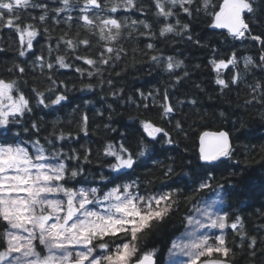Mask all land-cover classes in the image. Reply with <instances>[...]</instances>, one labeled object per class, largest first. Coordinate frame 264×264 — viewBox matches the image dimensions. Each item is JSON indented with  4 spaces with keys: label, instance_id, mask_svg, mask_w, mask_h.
Returning a JSON list of instances; mask_svg holds the SVG:
<instances>
[{
    "label": "trees",
    "instance_id": "1",
    "mask_svg": "<svg viewBox=\"0 0 264 264\" xmlns=\"http://www.w3.org/2000/svg\"><path fill=\"white\" fill-rule=\"evenodd\" d=\"M44 2L49 6L48 15L55 17L51 9L60 6L59 0ZM134 2L135 8L128 11L120 8L111 14L130 25L129 28L123 29V36L115 45L125 49L119 60L101 66L102 72L93 77H89L87 71L83 75L77 73L74 67L68 69L56 67L52 73L56 84L52 87L57 89V94H64L67 97L62 106L45 108L36 103L32 88L36 86L44 91L50 82L46 75H41V68L35 67V64L39 63L35 61V57L43 56L45 74L49 72L47 62L55 63L57 55H64L65 62L70 65L87 69L88 65L75 60V54L66 51L65 45L60 44L57 50V40L64 32L68 31L70 35H74L79 31L82 37L87 36L93 43V47L88 49L81 45L78 49L79 54H87L98 59L99 52L103 49L96 46V36L79 27L80 22L75 19L79 13L71 12L74 20L70 23H65L64 17L67 14L64 13L60 17H55L60 23L50 19L44 25H40L38 19L34 21L39 26V34L33 40V49L25 57L18 56V36L7 29L3 30L0 34V48L5 51L0 52V78L18 79V86L30 98L33 111L18 123L10 124L8 128H0V143L5 141L22 143L38 138L51 151L52 147L47 144L45 137L53 132L55 127L57 135L64 132L67 137L70 134V138L56 141L57 149L69 155L75 152L81 157L79 161L71 159L65 161L70 170L72 167L83 169V174L76 178H71L69 173L66 180L69 187H100L107 184L110 188L116 184L137 181L139 192L145 194L174 188L177 186L178 178L183 177L190 186L187 195L191 196L192 181L196 180L197 184L199 183L197 174L203 176L208 174L202 171L199 161L197 149L200 134L204 131L225 130L231 139L232 155L230 159L222 158L213 165L206 166L211 170L213 177L209 181L211 187L196 193L191 204L181 196L171 214L142 241V250L155 249L158 264H164L171 242L183 231L184 219L190 214L193 206L219 190L224 194L220 207L227 213L229 224L236 216H243L244 220L241 218V223L244 231L248 236L258 238L256 254L252 257L247 247L250 241L246 239L243 248H237L236 244L240 243V237L230 227L227 228L224 236L228 247L235 252L233 264H264V103H245L246 100H251L253 95L258 98L260 96L259 91L253 92V87L258 82H264V67L258 66L262 46L260 42L251 39L233 40L227 32L211 27L213 22L211 13L219 9L222 0H209L206 10L203 7V0H196L192 5V16L177 8L175 10L177 14L167 21L155 14L153 0ZM197 7L200 8L198 12ZM258 7L262 11L255 17H249L248 22L252 34L264 39V4ZM140 8H143V13ZM29 11L38 17L40 10ZM133 20L149 23L153 35H140L148 30L140 24L132 26ZM177 20L180 25H189L188 31L181 32L180 35L174 31L161 37L160 29L165 24L177 25ZM132 27L136 30L132 31ZM45 28L48 29L47 32ZM189 35L192 37L191 40L188 39ZM148 43L154 45L152 50L147 48ZM49 47L53 49L51 54L48 52ZM233 52L236 54L237 67L229 65L226 69H219L220 78L229 84L228 88L222 89L215 82L217 70L211 61L226 60ZM152 55L159 56L161 63L152 62L150 59ZM246 56L252 58L253 65H257L249 66L247 71L243 59ZM168 57H171L173 62L181 61V66L174 67L171 72L167 71ZM21 61H26L23 64L25 67L23 75L18 71H8L14 62ZM237 73L241 76L238 86L231 83L232 77ZM177 76L181 78L179 83H176ZM109 80L112 81L111 85L107 83ZM88 84L92 85L91 89L86 87ZM165 92L169 94V103L175 109L170 119L162 118V109L159 107L163 103ZM141 93L147 99H144ZM45 95L52 94L45 91ZM129 97L132 98L131 101ZM190 100H195V104L189 103ZM178 101L184 103L181 105ZM144 104L150 105L148 110H145ZM84 114L89 117L88 135L79 130L80 118ZM141 119H149L155 125L164 128L170 133L174 143L171 145L164 143L161 134L153 149V142L140 128ZM178 121L182 130L176 129ZM34 122L39 124V132L32 128ZM106 125L108 127H105ZM141 138L147 143V150L145 156L136 157L135 170L111 171L109 164L114 162V158L104 156L106 144L111 143L118 149L120 144L124 143L135 155L139 150ZM28 146L30 149V143ZM88 150L89 160L85 162L83 156ZM169 165L174 169L170 177L164 175ZM101 175L108 179L101 181ZM180 187L184 185L181 184ZM247 210L249 211L246 212ZM40 251L43 252V249Z\"/></svg>",
    "mask_w": 264,
    "mask_h": 264
},
{
    "label": "snow or ice",
    "instance_id": "2",
    "mask_svg": "<svg viewBox=\"0 0 264 264\" xmlns=\"http://www.w3.org/2000/svg\"><path fill=\"white\" fill-rule=\"evenodd\" d=\"M195 2L196 0H153L155 14L163 17L165 21L177 14L175 11L177 8L192 16V5ZM261 4H264V0H223L219 5V11L211 13L213 16L211 27L226 29L233 40L251 39L260 42L262 52L258 66L264 67V39L252 34L248 22L249 17H255L262 11L258 7ZM59 5L51 9L55 17H60L62 13L67 14L64 21L70 23L74 20L71 12L77 11L79 15L75 19L80 22L79 27L96 36V46L103 50L99 52L98 59L87 54H79V47L83 45L86 49L91 48L92 41L87 36L82 37L79 31L74 35L66 31L57 40V50L60 44L65 45L66 51L75 54V60L88 65L87 69L70 65L65 62L64 55H57L55 63L47 62L49 72L45 74L44 58L36 56L35 61L39 63L35 64V67L41 68V75H46L50 83L44 91L34 86L32 93L36 97V103L45 108L62 106V102L67 99L64 94H57V89L52 87L56 84L52 73L57 66L60 69L74 67L77 73L83 75L87 71V75L93 77L102 72L101 66L110 65L121 58V53L125 52V49L115 45L122 38L123 29L129 28L130 25L111 14L120 8L128 11L136 7L134 0H59ZM208 5L209 0H203L205 10ZM30 9L40 10L38 17L32 15ZM139 10L143 13V8ZM199 10L197 7L196 11ZM48 12L49 6L44 0H0V34L7 29L18 36L19 57H25L34 47L33 40L39 34V26L34 21L38 19L40 25H44L50 19L60 23L55 17H50ZM137 24L148 30L140 35H153L149 23L143 20L131 22L132 26ZM188 28L189 25H180L177 20L175 26L165 24L159 34L164 37L167 33L175 31L180 35L181 32L186 33ZM44 30L48 31L47 28ZM135 30V27H132V31ZM188 39L191 40L192 37L189 35ZM147 48L152 50L154 45L148 43ZM4 51L5 49L0 48V52ZM52 51L53 49L49 47V54ZM150 59L154 63H161V58L157 55H152ZM243 59L246 71L249 66H257L253 65L251 57L246 56ZM24 63L26 61L14 62L8 71H18L23 75ZM211 63L217 70L216 84L222 89L228 88L229 84L220 78L219 69L227 68L229 65L237 67L235 52L226 60H213ZM181 64V61L173 62L172 58L168 57L166 70L171 72L174 67L178 68ZM180 79L177 76L176 83H179ZM240 82L241 76L237 73L232 77L231 83L238 86ZM107 83L111 85L112 81L109 80ZM86 87L91 89L92 85L88 84ZM45 91L52 95L46 96ZM256 91L260 92L259 98L253 95L251 100L245 101L246 104L264 103V82H258L253 87V92ZM141 96L143 97V93ZM129 100L132 98L129 97ZM169 100L170 96L165 92L163 103L159 105L163 119H170L175 110ZM188 102L195 104V100ZM178 103L182 105L184 101ZM143 107L148 110L150 105L144 104ZM32 111L30 98L19 88L18 79L0 78V128H8L10 124L18 123ZM88 123V115H82L79 130L85 135H88ZM32 128L39 132L38 123H32ZM140 128L153 142V149L161 134L164 143L170 145L174 143L168 131L149 119H141ZM176 129L182 130L179 121ZM66 138H70V134L67 137L64 132L57 135L54 127L53 132L45 137L47 144L52 147L51 151L38 138L22 143L7 141L0 143V226H2L0 264H158L156 250H142V241L171 214L181 196L191 204L196 193L211 187L209 181L213 177L211 170L206 166L220 161L221 158L230 159L232 155L227 132H204L200 137L199 161L202 171L208 174L207 176L197 174L199 183L197 184L196 180L192 181V195H187L190 186L183 177L178 178L177 186L174 188L141 195L137 181L116 184L110 188L107 184L100 187H69L66 183L69 173L71 178H76L83 174V169L72 167L70 170L65 162L69 159L79 161L81 157L78 154L73 152L69 155L57 149L56 141ZM146 150L147 143L141 138L139 150L135 155L124 143H121L118 149L111 143L106 144L103 154L114 158V162L109 164L111 171L127 172L135 170L136 157L145 156ZM89 155L90 150L83 156L85 162H88ZM173 173L174 169L169 165L164 175L170 177ZM107 179L104 175L100 176L101 181ZM181 184L184 187H180ZM216 195L222 199L220 192ZM216 203L217 200L210 203L201 202L202 206H195L192 214L185 217L184 232L171 242L169 264H233L235 252L228 247L224 236V230L228 227L240 237V243L236 244V247L242 249L247 239L250 241L247 244L249 255L255 256L257 236L247 235L239 216L229 224L226 213L214 210ZM173 257L177 259H171Z\"/></svg>",
    "mask_w": 264,
    "mask_h": 264
},
{
    "label": "rangeland",
    "instance_id": "3",
    "mask_svg": "<svg viewBox=\"0 0 264 264\" xmlns=\"http://www.w3.org/2000/svg\"><path fill=\"white\" fill-rule=\"evenodd\" d=\"M221 69H226V68H221ZM217 192H220L219 190H216V191H214L212 194H210L209 196H207L206 198H204V199H201L197 204H195L194 206H193V209H192V211L190 212V214H192V212H193V210H194V207L195 206H197V205H201V202H203V203H210V202H212L213 200H217V203L215 204V206H214V210L215 211H218V212H221V213H226L224 210H222L221 209V203H222V199H223V196H224V194H222V193H220L221 194V197H222V199L220 198V197H218L217 195H216V193ZM141 194V193H140ZM141 195H143V194H141ZM249 203H251L250 201H249ZM202 206V205H201ZM249 209V208H248ZM249 210H247L246 212H248ZM227 214V213H226ZM189 215V214H188ZM242 218V220H244L243 219V216L241 217ZM184 230L185 229H183V231L177 236V237H179L183 232H184ZM227 231V228L224 230V234H225V232ZM176 237V238H177ZM175 238V239H176ZM40 249H42V248H40ZM171 259H173V260H175V259H177V258H175V257H173V258H171ZM169 261H170V257H169V250H168V252H167V255H166V257H165V260H164V264H169Z\"/></svg>",
    "mask_w": 264,
    "mask_h": 264
},
{
    "label": "water",
    "instance_id": "4",
    "mask_svg": "<svg viewBox=\"0 0 264 264\" xmlns=\"http://www.w3.org/2000/svg\"><path fill=\"white\" fill-rule=\"evenodd\" d=\"M222 2H223V0H222ZM221 2V3H222ZM220 3V4H221ZM217 11H219V9L217 10ZM215 30H218V31H225V32H227V30L226 29H217V28H214ZM228 33V32H227ZM220 131H224V132H226L225 130H220ZM220 131H204V132H220ZM204 132H202L201 134H200V136H199V139H198V149H197V151H198V156H199V147H200V137H201V135L204 133ZM229 140H230V145H231V150H232V143H231V139H230V136H229ZM222 159V158H221ZM216 162H218V161H216ZM216 162H213V164L214 163H216ZM201 163V162H200ZM212 164V165H213Z\"/></svg>",
    "mask_w": 264,
    "mask_h": 264
}]
</instances>
